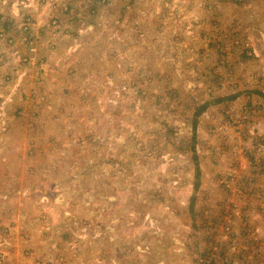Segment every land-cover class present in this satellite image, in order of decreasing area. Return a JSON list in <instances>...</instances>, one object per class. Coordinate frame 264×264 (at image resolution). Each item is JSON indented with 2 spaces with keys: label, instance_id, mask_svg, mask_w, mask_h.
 <instances>
[{
  "label": "rangeland",
  "instance_id": "374dc122",
  "mask_svg": "<svg viewBox=\"0 0 264 264\" xmlns=\"http://www.w3.org/2000/svg\"><path fill=\"white\" fill-rule=\"evenodd\" d=\"M0 264H264V0H0Z\"/></svg>",
  "mask_w": 264,
  "mask_h": 264
},
{
  "label": "trees",
  "instance_id": "16d2710c",
  "mask_svg": "<svg viewBox=\"0 0 264 264\" xmlns=\"http://www.w3.org/2000/svg\"><path fill=\"white\" fill-rule=\"evenodd\" d=\"M236 94L233 96L235 97ZM225 98H217L216 100H209V101H206L204 102L203 104L197 106L195 112H194V116H193V120H192V131H193V159L196 163V168H195V172H196V187L195 189L198 188V185H199V178H200V168H199V164H198V155L196 153V149H195V135H196V129H197V124H198V119H199V116L207 109V107L209 105H211L212 103L214 102H219V101H222L224 100ZM195 141V142H194Z\"/></svg>",
  "mask_w": 264,
  "mask_h": 264
}]
</instances>
